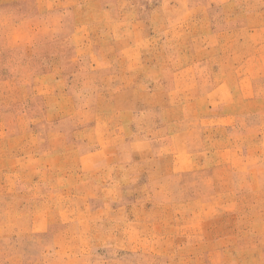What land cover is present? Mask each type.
Instances as JSON below:
<instances>
[{"label":"rangeland","instance_id":"1","mask_svg":"<svg viewBox=\"0 0 264 264\" xmlns=\"http://www.w3.org/2000/svg\"><path fill=\"white\" fill-rule=\"evenodd\" d=\"M0 264H264V0H0Z\"/></svg>","mask_w":264,"mask_h":264}]
</instances>
